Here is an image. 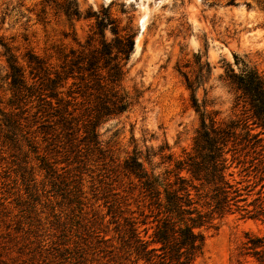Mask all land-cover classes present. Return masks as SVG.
<instances>
[{
    "label": "rangeland",
    "instance_id": "1",
    "mask_svg": "<svg viewBox=\"0 0 264 264\" xmlns=\"http://www.w3.org/2000/svg\"><path fill=\"white\" fill-rule=\"evenodd\" d=\"M63 1L0 0V38L18 48L19 57L28 49L58 68L59 55L85 43L94 28V16L84 15L105 8L122 34H133L119 82L132 102L97 120L92 137L83 115L73 119L56 110L54 99L44 104L26 91L15 96L0 79V264H153L137 254L131 223L150 239L156 222L124 162L136 156L161 190L163 177L173 179L200 121L178 72L189 69L185 63L195 67L196 56L210 66L196 90L200 111H214L217 123L241 118L223 74L229 67L237 72L243 60L264 75V0H77L78 19L55 12ZM71 90L77 102L93 98V88L74 84ZM76 106L74 116L81 113ZM259 137L255 147L238 146L227 170L240 188L248 185L240 202L245 209L214 216L200 228L203 253L193 264H262L238 256L244 233L264 229L261 215L250 216L256 209L251 202L264 195L258 172L264 134Z\"/></svg>",
    "mask_w": 264,
    "mask_h": 264
},
{
    "label": "trees",
    "instance_id": "2",
    "mask_svg": "<svg viewBox=\"0 0 264 264\" xmlns=\"http://www.w3.org/2000/svg\"><path fill=\"white\" fill-rule=\"evenodd\" d=\"M55 9L56 13L61 12L68 19H78L81 14L77 0L56 3ZM91 16L95 18L92 32L85 43H78V48H70L59 55L62 62L58 68L28 49L19 57L16 53L18 48L0 38V71H4L0 79L7 81L15 96L26 91L44 104L49 105L54 99L60 106L56 110L73 119H81L83 115L87 121V133L95 137L97 120L124 112L132 102V97L121 91L119 82L127 71L125 66L133 50L134 38L133 34L121 33L107 9L102 8L99 14L88 11L84 15ZM107 27L112 35L110 38L106 37ZM234 60L238 64L236 55ZM240 62L241 67L237 72L229 67L223 74V79L234 93L235 106L241 110V118L226 123H217L213 117L214 111H200L201 105L196 98V90L209 74V63L202 62L200 56H196L195 67L190 68L191 65L185 63L183 66L189 69L178 70L185 87L191 92V104L199 113L200 121L191 150L175 163L172 180L166 176L162 178V190L158 187V179L144 170L136 156L124 162L126 172L140 182L149 215L156 222L150 239L137 235L131 223L135 250L146 261L153 264H193L203 253L204 234L200 228L210 224L214 216L222 217L245 209L240 202L245 200L242 190H246L248 185L240 188V181L233 182L230 178L232 172L227 170L240 144H243L242 148L255 147L261 141L259 135L264 134V75L243 60ZM69 78L78 82L73 80L64 92ZM74 84L78 87L82 85L84 90L93 88L94 93H88L93 98L77 102L76 95H71ZM84 94L85 91L80 93L81 96ZM65 95L71 98H64ZM78 103L82 105L81 113L79 111L74 116L73 112L79 108L76 106ZM0 114L4 112L0 110ZM239 127L243 131H238ZM253 128L259 131L251 133ZM229 152L230 159L227 157ZM260 163L258 172L262 177L259 181L264 179V160H260ZM182 171L185 174H181ZM168 173L164 172L166 175ZM255 202L256 209L250 216L261 215L264 224V195H258L251 203ZM242 255L251 256L264 264V229L262 233H244V241L238 250V256Z\"/></svg>",
    "mask_w": 264,
    "mask_h": 264
}]
</instances>
